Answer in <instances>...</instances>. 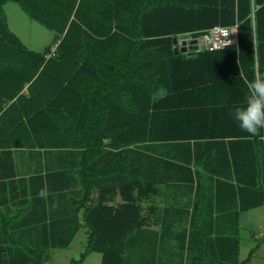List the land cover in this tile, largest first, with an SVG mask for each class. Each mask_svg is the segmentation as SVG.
Returning a JSON list of instances; mask_svg holds the SVG:
<instances>
[{
  "label": "trees",
  "instance_id": "16d2710c",
  "mask_svg": "<svg viewBox=\"0 0 264 264\" xmlns=\"http://www.w3.org/2000/svg\"><path fill=\"white\" fill-rule=\"evenodd\" d=\"M10 2L53 33L42 52L9 29ZM215 26H236L237 44L199 48ZM256 79L264 0H0V152L59 161L7 183L0 264H50L83 226L101 264H128L138 240L153 264H249L260 243L239 259V221L264 206V129L244 132L231 110Z\"/></svg>",
  "mask_w": 264,
  "mask_h": 264
},
{
  "label": "rangeland",
  "instance_id": "374dc122",
  "mask_svg": "<svg viewBox=\"0 0 264 264\" xmlns=\"http://www.w3.org/2000/svg\"><path fill=\"white\" fill-rule=\"evenodd\" d=\"M4 11L7 16L9 29L25 44V46L36 52H42L46 46H48L53 38V33L41 26L35 21L30 20L21 9L14 3H7L4 5ZM180 39V38H179ZM183 39H180L181 41ZM186 40H190L189 38ZM199 48H203L200 42L197 43ZM186 190V189H185ZM184 192V191H183ZM188 191L184 192L187 194ZM170 206V205H169ZM188 207H186L187 209ZM171 222L173 224L172 229L175 232L182 231L185 222L183 221L182 213L176 214L171 212ZM241 227V247H240V259H244L249 250L256 244L260 243V248L255 255L264 253V206L256 209H252L248 212H244L240 216ZM165 228V227H164ZM86 230V229H85ZM163 230H161L162 232ZM171 235V234H170ZM168 236L167 239H172V236ZM254 235V236H253ZM141 237V236H140ZM139 237V239H140ZM149 236L145 237V241L148 242ZM144 239V237H142ZM139 241V242H138ZM134 242L133 247L128 248L127 261L128 264H153L151 261V255L154 252L145 247L144 240H138ZM169 253H176L177 259L180 257L181 250L176 247L174 249H168ZM81 254H86L85 260L81 264H101V255L97 253H87L86 251V236L83 233V229L75 236L70 246L65 250H55L53 258L49 262L50 264H71V261H77L80 259ZM191 256V255H190ZM255 257V256H254ZM253 257V258H254ZM176 260L169 261V264H174ZM178 264V263H177ZM250 264H264V260L252 259Z\"/></svg>",
  "mask_w": 264,
  "mask_h": 264
},
{
  "label": "crops",
  "instance_id": "0c3cea01",
  "mask_svg": "<svg viewBox=\"0 0 264 264\" xmlns=\"http://www.w3.org/2000/svg\"><path fill=\"white\" fill-rule=\"evenodd\" d=\"M173 163H177V162L173 161ZM178 163H182V162L179 161ZM58 165H59L58 157H56L52 152H50V154L42 153V155H38V156L29 155L25 153V151L23 150H13L11 151L10 156H8V154H1L0 152V202H2V200H5V198L10 197L11 195L13 197H16V194L13 191L12 186L8 185L7 183H11L12 180L22 178L24 180H27V184H29V182L33 180L35 177H38L40 175L45 176L49 171L48 169L58 170L59 167ZM18 194L21 195L20 192H18ZM187 194H189V192H187ZM44 195L48 199V205L47 206L45 205L46 211L52 216V212L54 211L56 212L60 201L54 200V198H51L46 193ZM41 212L42 210L41 208H39V211H37V213H41ZM42 216L43 214L41 215V217ZM79 218L81 219V214ZM81 229H83V233H85L86 241H87V237H88L87 229L85 226H83ZM255 254L253 255V257L255 256L254 257L255 259L264 260V253H259V255H255ZM239 259H240V250H239Z\"/></svg>",
  "mask_w": 264,
  "mask_h": 264
},
{
  "label": "clouds",
  "instance_id": "9594fccd",
  "mask_svg": "<svg viewBox=\"0 0 264 264\" xmlns=\"http://www.w3.org/2000/svg\"><path fill=\"white\" fill-rule=\"evenodd\" d=\"M231 116L251 136L264 129V79L248 82L245 99L242 105L231 110Z\"/></svg>",
  "mask_w": 264,
  "mask_h": 264
},
{
  "label": "built area",
  "instance_id": "2783aa9c",
  "mask_svg": "<svg viewBox=\"0 0 264 264\" xmlns=\"http://www.w3.org/2000/svg\"><path fill=\"white\" fill-rule=\"evenodd\" d=\"M199 42L203 48L209 51L222 50L229 45H236V26H215L209 29L208 32L199 39Z\"/></svg>",
  "mask_w": 264,
  "mask_h": 264
},
{
  "label": "water",
  "instance_id": "95a60500",
  "mask_svg": "<svg viewBox=\"0 0 264 264\" xmlns=\"http://www.w3.org/2000/svg\"><path fill=\"white\" fill-rule=\"evenodd\" d=\"M174 44L178 43L176 39H174ZM196 40H189V41H181L178 43L179 51L185 52L187 49L196 48ZM177 51V49L175 50Z\"/></svg>",
  "mask_w": 264,
  "mask_h": 264
}]
</instances>
